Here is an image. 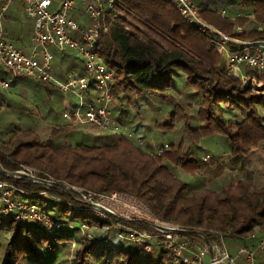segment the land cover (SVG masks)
I'll return each instance as SVG.
<instances>
[{
	"label": "trees",
	"instance_id": "16d2710c",
	"mask_svg": "<svg viewBox=\"0 0 264 264\" xmlns=\"http://www.w3.org/2000/svg\"><path fill=\"white\" fill-rule=\"evenodd\" d=\"M251 3V15L263 28L234 36L264 37V0ZM117 8L119 14L102 36L100 48L113 77L110 108L122 101L167 105L155 127L170 132L182 120L184 136L158 153L146 152L125 137L112 141L97 137L102 142L91 145L59 144L58 137L70 130L63 126L52 127L45 139L29 129L13 132L0 143V177L17 187L26 200L44 199L50 205L46 208L52 207L51 213H45L61 225L48 231L0 215L2 264H44L45 258L47 264H54L58 249L66 253L64 264H184L173 261L163 249L164 238L149 222L89 206L63 183L88 189L95 196H132L159 221L186 229L177 236L195 235V229H200L207 241L214 236L222 240L230 254L255 244L257 235L264 234V185H256L252 171L216 188H189L176 174V169L191 175L201 170L196 149L205 138L224 140L233 161L254 149L264 156V115L260 112L264 92L244 82L250 77L256 85H264V69L244 67L239 74L228 73L208 35L188 25L164 0H125ZM200 16L229 35L235 25L246 21L220 15L211 4ZM177 77L182 80L180 86ZM21 165L34 169L38 180L23 176ZM82 204L100 211L103 218L83 211ZM82 226L93 228L97 235H82ZM151 229L159 235L149 250L129 240L131 232L149 234Z\"/></svg>",
	"mask_w": 264,
	"mask_h": 264
},
{
	"label": "built area",
	"instance_id": "2783aa9c",
	"mask_svg": "<svg viewBox=\"0 0 264 264\" xmlns=\"http://www.w3.org/2000/svg\"><path fill=\"white\" fill-rule=\"evenodd\" d=\"M19 0H0V64L11 77L24 75L39 80L62 93L63 110L72 117L74 124L92 126L110 131L112 94V73L104 63L101 54L102 36L109 31L110 23L119 14L117 5L125 0H20L24 14L32 20L30 48L16 45L5 35L4 17L11 5ZM179 16L200 33L209 37L210 46L223 58L228 73L239 74L244 67L264 69V37L244 39L234 36L242 31L235 25L231 35L225 34L201 19L205 8L199 0H164ZM110 12V13H108ZM223 15V12H218ZM109 14V21L106 19ZM53 46L59 55L72 54L80 60L86 73L71 67L61 77L52 67L54 55L48 50ZM61 58V57H60ZM76 69V70H75ZM54 70L57 73L53 75ZM92 79L94 82H92ZM7 80L0 78V86ZM167 145L158 149L161 153ZM23 176L37 181L36 171L21 165ZM32 176L33 178H30ZM48 184L56 185L53 179ZM58 185V184H57ZM66 190L75 192L81 202L97 205L96 200L105 196L85 188L63 183ZM116 193H111L115 195ZM23 197H22V196ZM107 195V194H106ZM54 202L59 199L52 197ZM0 215L19 222L26 220L48 231L56 230L61 224L51 221L49 216L34 203L25 199L21 191L9 181L0 177ZM164 238L163 249L171 253L174 262L184 264H264V235L251 246H241L230 254L224 244L217 246L207 241L201 230L196 235L204 243L191 249L186 241H175L174 236L186 229L165 222L150 223ZM129 239L149 250L155 237L144 232H131ZM208 258L205 260V255Z\"/></svg>",
	"mask_w": 264,
	"mask_h": 264
},
{
	"label": "rangeland",
	"instance_id": "374dc122",
	"mask_svg": "<svg viewBox=\"0 0 264 264\" xmlns=\"http://www.w3.org/2000/svg\"><path fill=\"white\" fill-rule=\"evenodd\" d=\"M199 2L205 7L211 4L213 8H217L218 12L222 11L224 16L229 17L233 21L238 17L245 18V23L240 26L242 31H249L254 28L260 29L262 27L251 15L253 9L251 0H199ZM17 17L15 19L9 17L6 21L7 37L16 45L21 44L22 46L23 44L25 47L30 48L32 46L30 42L32 20L24 14L23 7L19 10ZM48 50L54 55V59L51 62L54 69L61 70L62 68V71H65V68L69 69L65 63L71 61V63L77 62L75 68L80 73H86L82 62L72 54L66 55V60H64L62 59L64 56L59 55L53 46H48ZM53 75L57 76L55 70ZM0 78L8 81L5 87L0 86V143H4L13 132L19 133L26 129L36 133L41 139H45L52 127L63 126L69 127L70 130L58 137L57 143L59 144L67 143L74 145L85 143L91 145L102 142L97 137H106L110 141L118 137H125L142 150L155 152L160 146L164 144L168 145L184 136L182 120H178L175 129L170 132H163L155 127V124L159 122L160 118L164 116L165 111H167V105L164 104L156 102L147 104L144 101H139L136 104L132 101L128 103L122 101L121 104L114 102L111 105L110 131H102L88 125L74 124L63 110L64 99L62 93L57 89L49 86L46 91V84L24 75L11 77L10 73L1 64ZM176 80L180 86L182 83L181 78L177 77ZM92 82H94L93 79ZM244 82L251 85L254 89L264 92V85H256L252 78L245 77ZM189 111L193 112L191 109ZM260 112L264 115L263 108L260 109ZM226 117L232 118L230 115H226ZM252 151L246 157L233 161V158L228 155V147L224 140L218 137L205 138L200 142L199 148L196 149V155L201 163V170L197 174L191 175L180 169H176V174L189 188L194 185L216 188L221 184L229 183L231 180L242 179L245 177L246 172L252 171L256 185L262 186L264 185L263 152L257 149ZM30 200V203L36 204L41 209L45 207L47 210L44 212L51 213L52 207L46 208L50 207V205L44 202V199ZM95 203L117 216L142 219L149 223H155L158 220L140 201L126 194H107L97 199ZM82 205L84 206L82 207L83 211L103 218L100 211L86 207L84 204ZM80 233L86 237H95L97 235L93 228L87 226H82ZM201 233L204 234L203 231ZM257 234L258 232L255 235ZM149 235L157 239L156 237L159 234L151 229ZM263 235L258 234L257 240L258 237ZM173 239L175 241H186L187 244H190L191 249L202 247L204 244L202 239L196 234L187 236L176 235ZM221 243L228 248L218 237L214 236L211 239V244L220 246ZM61 254L58 249L57 255L52 258L54 264H64L66 253ZM207 258L208 255L206 254L205 260ZM43 262L47 264L49 260L45 258ZM0 264H2L1 254Z\"/></svg>",
	"mask_w": 264,
	"mask_h": 264
},
{
	"label": "crops",
	"instance_id": "0c3cea01",
	"mask_svg": "<svg viewBox=\"0 0 264 264\" xmlns=\"http://www.w3.org/2000/svg\"><path fill=\"white\" fill-rule=\"evenodd\" d=\"M23 3H20V1H16L13 5H11L10 7H9V9H8V11H7V13H6V15H5V17H4V20H3V29H4V33H5V35L7 36L8 35V33H7V28H6V21L9 19V17L10 18H16L17 16H18V12H19V10L23 7V5H22ZM17 19H18V17H17ZM76 62V61H75ZM66 64V66L68 67L69 66V69H70V67H74V66H76L77 65V62L76 63H71V61L69 62H67V63H65ZM64 70V69H63ZM68 69H66L65 68V71H62V68H61V70H59V69H57V72H58V74L62 77L63 76V74H64V72H66ZM64 103V102H63ZM64 105V104H63ZM236 252V251H235ZM235 252L233 253V254H235ZM242 264H249V263H247V262H242Z\"/></svg>",
	"mask_w": 264,
	"mask_h": 264
},
{
	"label": "water",
	"instance_id": "95a60500",
	"mask_svg": "<svg viewBox=\"0 0 264 264\" xmlns=\"http://www.w3.org/2000/svg\"><path fill=\"white\" fill-rule=\"evenodd\" d=\"M30 178H33L32 176H29ZM94 207L95 208H98V209H100V210H102V211H104V212H107V213H110V214H113V213H111L110 211H108V210H106V209H104V208H102V207H100V206H98V205H94Z\"/></svg>",
	"mask_w": 264,
	"mask_h": 264
}]
</instances>
